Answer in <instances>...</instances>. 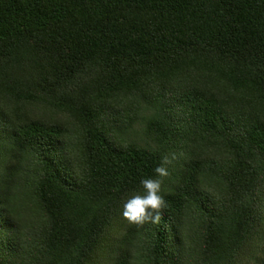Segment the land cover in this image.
Masks as SVG:
<instances>
[{
    "label": "trees",
    "instance_id": "16d2710c",
    "mask_svg": "<svg viewBox=\"0 0 264 264\" xmlns=\"http://www.w3.org/2000/svg\"><path fill=\"white\" fill-rule=\"evenodd\" d=\"M0 264H264V0H0Z\"/></svg>",
    "mask_w": 264,
    "mask_h": 264
},
{
    "label": "clouds",
    "instance_id": "9594fccd",
    "mask_svg": "<svg viewBox=\"0 0 264 264\" xmlns=\"http://www.w3.org/2000/svg\"><path fill=\"white\" fill-rule=\"evenodd\" d=\"M157 171H160V169H157ZM144 183L149 190L148 194L144 198H133L126 204L124 215L133 220L140 219L144 215L147 207L150 206L151 208H155L159 203V198L155 194V190L158 186L157 183L151 180H146Z\"/></svg>",
    "mask_w": 264,
    "mask_h": 264
}]
</instances>
